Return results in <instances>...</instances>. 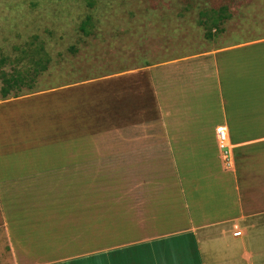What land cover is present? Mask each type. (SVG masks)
Returning a JSON list of instances; mask_svg holds the SVG:
<instances>
[{"label":"rangeland","instance_id":"obj_1","mask_svg":"<svg viewBox=\"0 0 264 264\" xmlns=\"http://www.w3.org/2000/svg\"><path fill=\"white\" fill-rule=\"evenodd\" d=\"M262 49L264 0H0V100L8 91L22 106L0 109L2 126L19 121L7 155L39 165L0 182V225L21 264L42 261L24 251L33 244L127 231L146 200L181 199L183 137H201L220 176L235 173L218 124L230 127L236 172L261 175V143L244 144L264 136ZM6 249L0 235V264H11Z\"/></svg>","mask_w":264,"mask_h":264},{"label":"crops","instance_id":"obj_2","mask_svg":"<svg viewBox=\"0 0 264 264\" xmlns=\"http://www.w3.org/2000/svg\"><path fill=\"white\" fill-rule=\"evenodd\" d=\"M263 58L264 49L260 59ZM262 77L264 80V73ZM6 97L0 100L3 111H18L22 107L18 105L20 102L11 103ZM253 110L257 115L262 106L257 102ZM4 114L5 121L16 119L17 113H12L14 117ZM6 122L3 126L0 124L1 183H7L13 175L34 173L39 167L36 166L38 161L30 159V155H7L13 146L9 144L11 139L7 129L17 126L19 121L9 120L8 125ZM221 126L228 128L231 142L230 127L226 123L217 125L216 135ZM201 140L200 136L194 135L182 139L187 144L181 151L192 158L191 167L181 172L186 186L181 189L185 194L182 193V198H177L175 203H166L163 199L160 203H147L146 200L143 212L135 215L138 225L130 226L127 231L112 229L102 236L96 233L92 239L81 241L77 246H48L46 249L33 244L31 249L24 251L31 252L33 258L42 259L39 264H264V136L244 144L261 143L255 146L254 156V166L261 175L257 173L254 181L242 179L241 172H236L234 155L231 170L235 173L229 171L224 177L220 176L218 169L207 161ZM30 161L31 168H25ZM152 187L154 190L161 188L153 184ZM2 225L0 235L8 246L7 253L13 256L9 263L21 264L7 221ZM237 231L241 235L237 236ZM134 237L139 239L133 240ZM77 250L80 252L72 255Z\"/></svg>","mask_w":264,"mask_h":264},{"label":"built area","instance_id":"obj_3","mask_svg":"<svg viewBox=\"0 0 264 264\" xmlns=\"http://www.w3.org/2000/svg\"><path fill=\"white\" fill-rule=\"evenodd\" d=\"M218 145L223 157V161L228 168H233V154L231 148V142L229 138V131L226 126H221L217 129ZM237 236L241 235V232L235 233Z\"/></svg>","mask_w":264,"mask_h":264},{"label":"trees","instance_id":"obj_4","mask_svg":"<svg viewBox=\"0 0 264 264\" xmlns=\"http://www.w3.org/2000/svg\"><path fill=\"white\" fill-rule=\"evenodd\" d=\"M39 66H40V70H41V71L45 70V68H46V67L44 66V63H43L42 60L39 62ZM7 95H8V91L5 92L4 96H7Z\"/></svg>","mask_w":264,"mask_h":264}]
</instances>
